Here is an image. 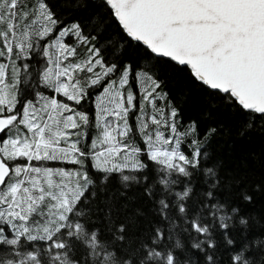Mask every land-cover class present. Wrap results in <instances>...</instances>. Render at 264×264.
<instances>
[{
    "label": "snow or ice",
    "instance_id": "snow-or-ice-1",
    "mask_svg": "<svg viewBox=\"0 0 264 264\" xmlns=\"http://www.w3.org/2000/svg\"><path fill=\"white\" fill-rule=\"evenodd\" d=\"M170 85L264 132V0H0V264H264V172Z\"/></svg>",
    "mask_w": 264,
    "mask_h": 264
},
{
    "label": "trees",
    "instance_id": "trees-1",
    "mask_svg": "<svg viewBox=\"0 0 264 264\" xmlns=\"http://www.w3.org/2000/svg\"><path fill=\"white\" fill-rule=\"evenodd\" d=\"M58 2L62 3L63 0H58ZM87 2L91 4L92 0H87ZM96 2L98 3L99 0H96ZM105 38L106 36L102 37L101 40ZM163 68L161 75L173 80L175 74L166 65ZM170 90L174 98L181 93L186 97L182 104V119L184 122L199 121L201 131L212 126L219 128V135L212 137L206 148L212 160L223 166V172L229 175L248 176L251 174L256 177L264 172V132L253 129L248 135L241 136L239 134V117L219 108L210 109L208 106L209 101L202 93L183 85L179 87L170 85ZM209 112L211 113L210 116L207 115ZM110 187L118 190L115 181L112 182ZM135 191L133 189L132 192H129V197H132ZM256 201V210H264V197L258 195ZM136 203L147 206L138 198H136Z\"/></svg>",
    "mask_w": 264,
    "mask_h": 264
}]
</instances>
